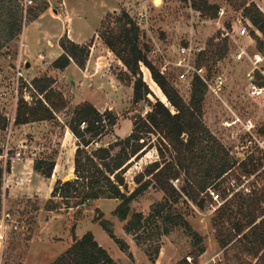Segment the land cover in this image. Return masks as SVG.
Instances as JSON below:
<instances>
[{
  "label": "rangeland",
  "instance_id": "obj_1",
  "mask_svg": "<svg viewBox=\"0 0 264 264\" xmlns=\"http://www.w3.org/2000/svg\"><path fill=\"white\" fill-rule=\"evenodd\" d=\"M64 1L74 15V35L82 40L94 33V37L83 43L89 48L96 39L101 42L100 53L104 63L97 66V73L101 79L109 76L108 82L101 81V85L97 86V76H92L85 84L72 67L64 72L53 66L56 54L62 50L60 41L68 36ZM252 2L264 13V0H160L158 3L155 0H35L31 8L33 13L42 7L44 11L32 22L28 10L22 34L0 57V113L8 121L7 127L0 129V151L11 131V152H22V160L7 168L8 178L1 176L0 264H49L65 252L63 249L66 246H71L75 239H80L88 231L94 233L96 240L119 264H179L184 260L193 263L195 259L197 264H264V248L257 253L253 249V241L242 236L249 230L246 227V211L238 212L234 205V209L220 220L218 209L234 194L236 200H240L238 191L243 196L250 194L249 190L264 193V155L259 168L242 182L236 174H232L225 177L220 186L212 187L211 190L219 193L221 198L215 200L211 194L207 195L204 197V208L190 201L177 204L178 211L203 237L199 246H205V251L200 255H197L199 246L183 227H175L169 234L160 235L157 226L148 225L146 232L142 233V243L137 244L134 235L125 230L126 221L114 213L120 202L118 199L103 197L92 206L69 209L59 199L54 200L61 202L54 209H49L52 204L48 203L56 170H60L67 180L75 177L74 150L77 140L69 131L67 121L72 109L80 104L78 102L96 96L94 101L100 111L111 109L118 117L117 124L101 137L99 145H108L117 137L129 135L135 118L146 114L157 99L170 106L144 64H141L142 75L152 94L148 100L133 102L134 77L102 38L103 32L119 31L117 18L123 12L129 14L139 27V43L148 60L186 101L190 100L191 82L197 73H189L186 78L179 77L182 71L174 64L179 46L187 42L192 30L194 43L203 46V51L195 55L197 64L202 52L221 49L226 38L225 55L209 60L204 66L211 89L207 86L202 118L236 158L242 160L252 154L255 148L247 147L251 134L246 131L245 124L252 123V131L264 137V74L259 71L264 69V36L243 16V9ZM194 3L203 9H196ZM244 29L245 33H242ZM219 33L224 36L217 37ZM23 37L27 46L24 59L31 63V67L24 68V78L20 80L16 92L15 64ZM215 37L212 44L211 40ZM239 52L242 53L241 58L237 56ZM38 53L45 54L52 64L42 66ZM255 66L259 69L254 70ZM248 72L254 74L252 82L263 87L262 93L251 94ZM40 77L52 78L48 94L56 103L63 96L65 107L62 104L55 107V117L50 120L12 124L11 118L13 114L16 116L18 101L23 95L30 103L36 98H45L44 93H36V98H33L32 92L26 91L25 87L28 85L25 79L31 82ZM218 80L223 83L219 85ZM156 137L153 135L154 139ZM254 155L260 156L258 153ZM156 157V151L152 150L141 160L134 161L126 173L131 189L135 187L133 176ZM39 158L55 160L51 177L32 170L34 161ZM175 184H179L178 180ZM225 190L227 196L224 195ZM162 197V191L150 187L131 203V213L140 211L147 216L153 204ZM255 208L256 212L264 210V199ZM101 215L110 223L116 236L128 244V252L122 251L102 228L99 223ZM239 226H244L240 233L237 231ZM247 234L250 236V232ZM157 247L159 252L156 255ZM151 256L156 259L152 261Z\"/></svg>",
  "mask_w": 264,
  "mask_h": 264
},
{
  "label": "trees",
  "instance_id": "obj_2",
  "mask_svg": "<svg viewBox=\"0 0 264 264\" xmlns=\"http://www.w3.org/2000/svg\"><path fill=\"white\" fill-rule=\"evenodd\" d=\"M194 6L196 9H203L196 3ZM43 9L45 8H39L38 12L33 13L30 8L28 12L31 20H35ZM243 16L264 36V13L255 3L252 2L243 9ZM117 23L120 24L119 31L103 32L102 38L134 77L133 102L148 100V96L152 94L142 75L141 64H144L151 71L153 79L164 92L170 106L157 99L146 114L135 118L129 135L117 137L108 145H99L101 137L117 124L116 113L111 109L102 112L89 101L76 105L67 121L69 130L77 140L74 154L75 177L70 180L58 179L55 182L48 200V203L52 204L49 209L56 208L61 202L69 209L92 206L103 197L118 199L120 202L114 213L126 221L125 230L134 235L137 244L142 243L144 238L142 233L146 232L148 225L154 224L160 235L169 234L175 227H183L199 246L203 242V237L178 211L177 204L180 201L184 203L190 201L199 208H204V197L210 195L212 187L220 186L221 181L232 174H236L238 180L242 182L259 168L264 153L254 150L242 160L236 158L203 121V102L207 91L204 80L198 74L195 75L191 82L190 100H184L178 90L170 85L148 60L145 50L139 43L140 29L129 14L123 12L117 18ZM23 24L24 13L20 0H0V57L12 42L19 39L23 32ZM222 36L224 35L219 33L217 37ZM217 37L211 40L212 44ZM224 40L221 49L215 52L206 50L200 54L196 64L198 68L204 67L215 57L219 59L225 55L226 38ZM59 45L62 53L53 62L56 69L64 70L71 62L84 68L89 55L88 45L76 43L68 36L62 38ZM128 79L131 80V77L128 76ZM52 81L50 77L34 78L31 86H25L26 91L32 92V97L36 98V93H44L45 98H36L30 103L23 95L18 101L16 124L53 119L55 107L61 104L65 107L63 96L58 104L51 100L48 93ZM7 124V118L0 113V129L7 127ZM153 135L157 137L154 139ZM152 150L156 151L157 157L133 176L135 187L131 189L126 179L127 171L133 166L134 161L141 160ZM254 153L260 156L255 157ZM55 165L54 159L39 158L34 161L33 169L45 177H51ZM2 175L3 170L0 168V215ZM177 180L178 185L175 184ZM231 184L235 186L234 183ZM150 187L162 191V199L153 204L147 216L140 211L131 213V203ZM249 193L243 196L238 191L240 200H236L234 194L223 202L218 208L219 219L232 211L234 205L236 211H246L245 214H248L246 227H249V230L242 236L248 241H253V249L258 253L264 248V210L256 212L255 206L264 199V193H258L256 190H249ZM227 194L225 190L224 195ZM56 199L61 202H55ZM99 223L122 251H129L128 244L116 236L103 215L100 216ZM243 227L237 228L238 233L243 231ZM249 232L250 236L247 234ZM204 251L205 246H199L197 255ZM158 252L159 247L156 248L155 254ZM129 255H132L131 252ZM155 259L151 256L152 261ZM51 264L119 263L98 243L93 233L88 231L80 239H75L74 243ZM179 264H197V259L193 263L184 260Z\"/></svg>",
  "mask_w": 264,
  "mask_h": 264
},
{
  "label": "built area",
  "instance_id": "obj_3",
  "mask_svg": "<svg viewBox=\"0 0 264 264\" xmlns=\"http://www.w3.org/2000/svg\"><path fill=\"white\" fill-rule=\"evenodd\" d=\"M21 8L24 13V22H27V13L30 8H32L35 5V0H20ZM24 23V24H25ZM191 34L189 35V38L185 44H182L179 46V50L177 51L178 58L175 61V65L181 69V73L179 74L180 78H186V75L189 73H197L207 84L208 88L211 89V83L208 82L205 74H204V67L198 68L197 65L195 64V55L196 53H199L203 51V46L197 45L194 43L193 39V32L191 30ZM242 33H245V29L243 30ZM27 50V46L25 43V39L21 40L20 44V53L18 55V58L16 60L15 64V78H16V92H18V87H19V82L21 79L24 78L23 70L26 68L27 63H30L28 60L24 59V55H27L25 51ZM238 58L242 57V53L239 52L237 53ZM37 58L39 59L40 63L42 66H49L52 64V61L50 58H48L45 54L43 53H38ZM31 67V63H30ZM255 69H259L257 66L254 67ZM262 74H264V69H259ZM248 78L250 80V85H251V94H260L263 91V87L257 86L255 83H253L254 79V74L252 72L247 73ZM26 83L31 86V82L26 80ZM223 83L222 80H218V84L221 85ZM28 99V98H26ZM15 114H13L11 118V123L13 124L15 122ZM245 129L247 132L251 134V138L248 140V148H255L254 150H260L261 152L264 153V137L257 136L253 131V124L252 123H247L245 124ZM10 134L11 131L8 133L7 136V141L4 144V147L2 149V152L0 153V160L2 161V165L0 168L3 170V176L6 177L7 174V168L11 165H14V163H17L18 161L22 160V152L16 151V152H11L12 148L10 147L9 140H10ZM210 194L212 197L215 198V200H218L220 195L215 192V190H210ZM3 226H5L4 220H3ZM17 228V225L14 226Z\"/></svg>",
  "mask_w": 264,
  "mask_h": 264
},
{
  "label": "crops",
  "instance_id": "obj_4",
  "mask_svg": "<svg viewBox=\"0 0 264 264\" xmlns=\"http://www.w3.org/2000/svg\"><path fill=\"white\" fill-rule=\"evenodd\" d=\"M64 4H65V12H66V16H67V22H68V28H67V34H68V37L71 39V40H73L74 42H76V43H79V44H83V43H86V41L88 40V39H90V38H92V37H94V33H92L91 35H88V36H86L84 39H78L77 37H76V35H74V33H73V29H72V23L74 22L73 20V17L72 16H74L73 14H72V12L70 11V9L68 8V5H67V3L64 1ZM32 22H35V20L34 21H32ZM100 41L98 40V39H96L95 40V43H94V45L93 46H90V56L88 57V59H87V61H86V63H85V66H84V68H80V67H78V65L75 63V62H72L66 69H64L63 71L65 72V71H67L69 68H71L74 72H75V74L76 75H78L79 76V78H80V80L81 81H83L84 83L85 82H87V81H89L90 80V78L92 77V76H97L95 79H96V84H97V86H99V85H101V83L102 82H108L109 81V79H110V77L109 76H106V77H102V79L99 77V74L97 73V66L100 64V63H104V57L102 56V54L100 53V48H101V46H100ZM62 50H60V51H58V53L56 54V56H55V58L54 59H56L62 52H61ZM95 69V70H94ZM102 81V82H101ZM73 82H74V80H73ZM86 84V83H85ZM86 88V87H85ZM84 88V89H85ZM87 90V89H86ZM96 97V96H95ZM95 97H92V98H90V99H83L82 101H80V102H78V103H81V102H84V101H89V102H91V103H93L95 106H96V104H95V101L94 100H96V98ZM77 103V104H78ZM97 107V106H96ZM99 109V108H98ZM100 110V109H99ZM70 131V130H69ZM1 152V151H0ZM74 154H75V150H74ZM56 166V165H55ZM32 170H33V166H32ZM56 180H55V182L59 179V180H67V177H65L64 175H62V172L60 171V170H56ZM8 178V176H7V174H6V179ZM6 185H8V183H6ZM53 188V187H52ZM51 191H52V189H51ZM93 233V232H92ZM93 235H94V233H93ZM94 237H95V239H96V236L94 235ZM99 243V242H98ZM100 244V243H99ZM101 245V244H100ZM103 248H104V246H102ZM68 248V246H66V248L65 249H63V251L64 250H66ZM108 251V250H107ZM63 252H61V254H62ZM60 254V255H61ZM53 262V261H52ZM51 262V263H52ZM51 263H49V264H51Z\"/></svg>",
  "mask_w": 264,
  "mask_h": 264
},
{
  "label": "water",
  "instance_id": "obj_5",
  "mask_svg": "<svg viewBox=\"0 0 264 264\" xmlns=\"http://www.w3.org/2000/svg\"><path fill=\"white\" fill-rule=\"evenodd\" d=\"M54 12L57 13V10L54 9ZM26 67L29 68L30 67V63H27Z\"/></svg>",
  "mask_w": 264,
  "mask_h": 264
},
{
  "label": "bare ground",
  "instance_id": "obj_6",
  "mask_svg": "<svg viewBox=\"0 0 264 264\" xmlns=\"http://www.w3.org/2000/svg\"><path fill=\"white\" fill-rule=\"evenodd\" d=\"M155 2H157V3H158V2H160V0H155ZM164 98H166V97H164ZM163 101H165V99H163ZM165 102H166V101H165Z\"/></svg>",
  "mask_w": 264,
  "mask_h": 264
}]
</instances>
